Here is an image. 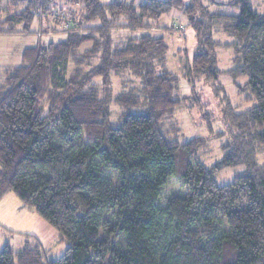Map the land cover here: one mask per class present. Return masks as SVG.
Instances as JSON below:
<instances>
[{"label":"trees","instance_id":"16d2710c","mask_svg":"<svg viewBox=\"0 0 264 264\" xmlns=\"http://www.w3.org/2000/svg\"><path fill=\"white\" fill-rule=\"evenodd\" d=\"M227 1L237 14L211 13L210 0H0L12 11L0 32H28L45 20L48 32H66L0 72V200L15 193L69 241L57 258L5 243L0 264H264V9ZM174 4L190 14L201 43L186 75L247 79L236 106L225 102L226 129L202 125L221 140L222 157L209 164L196 157L203 138L180 142L164 124L182 101L164 67L163 38L112 36L146 27ZM212 31L231 39L217 43ZM215 46L232 51L230 68H217ZM126 72L141 86L113 97V122L110 84ZM139 93L143 111L134 110ZM233 166L244 170L218 184L216 175ZM171 177L185 192L161 203Z\"/></svg>","mask_w":264,"mask_h":264},{"label":"rangeland","instance_id":"374dc122","mask_svg":"<svg viewBox=\"0 0 264 264\" xmlns=\"http://www.w3.org/2000/svg\"><path fill=\"white\" fill-rule=\"evenodd\" d=\"M111 1L114 0H100L102 3ZM123 1H132L137 6L147 0ZM249 1L254 10L261 11L264 9V0ZM190 3L188 0H182L184 6H189ZM4 5L0 7V13L2 14L0 23L12 13L9 4H7L8 7H6V4ZM56 8L54 12H58ZM207 8L211 13L226 15L238 13L236 7L219 5L211 0ZM54 12L50 15L53 16ZM45 21L42 26L34 22L28 32H23L22 27H16V30L12 32H0V72L21 65L23 62L22 53L25 49L65 39L66 32L64 30L53 31L54 33L52 31L48 32L51 29L48 28L49 22L46 23ZM146 22L147 26L142 28H121V30L113 33V40L137 37L143 34L163 38L167 48L164 56V67L175 75L177 79V96L182 101L180 109L170 120H164V124L170 129H173L172 127L177 128L180 142H186L194 137L203 138L204 144L196 151L198 160L205 164L219 160L222 157V152L218 147L221 140L218 141L215 135L210 136L202 125L206 121H211L213 131L226 129L225 119L223 118L225 102H230L231 106L234 107L243 98L245 91H240L238 86H242L247 81L246 77L234 79L223 73L218 75L216 79L209 80L204 76L186 75V72L192 66L193 58L198 53L201 43L196 29L190 22V14L188 15L183 6L180 7L174 4L169 10L162 13L157 20L149 19ZM59 26L57 25V27ZM37 31L43 33L39 43L36 36ZM211 35L217 43H223L231 39L229 35L219 31L215 33L212 31ZM214 52L219 70H225L232 66L233 53L230 49L215 46ZM72 68L73 64L70 63L68 72ZM118 80H121L120 85ZM140 86V79L129 72L124 73L122 78L112 79L109 108L113 114L111 117L113 122L117 120L119 111L117 105L113 102V97L116 94L130 91L131 88L139 89ZM218 87L221 89L218 90ZM139 94V104L134 108L135 111H143L146 107L144 95ZM101 95H104L103 89ZM248 106L250 105H246V107ZM236 109H239V107ZM262 152L258 156L260 162H263L264 159V153ZM243 170V166L224 169L216 175V181L218 184H225ZM184 192L185 188L181 185L180 180L171 177L162 189L160 202L164 203L167 199L182 195ZM7 197L16 199L21 207H13L12 201H10V204L6 207H13L11 212L8 209L0 208V249L5 243L9 244L14 250L28 244L29 246H39L42 253L48 258H57L62 255L69 245V241L60 242L57 229L41 218L34 209L23 206L15 193L8 192Z\"/></svg>","mask_w":264,"mask_h":264},{"label":"crops","instance_id":"0c3cea01","mask_svg":"<svg viewBox=\"0 0 264 264\" xmlns=\"http://www.w3.org/2000/svg\"><path fill=\"white\" fill-rule=\"evenodd\" d=\"M217 1H219V2H217ZM215 2L217 4H219V5H227V2L228 1L227 0H214V3ZM57 30H62V29L58 27ZM228 41H230V40H228ZM228 41H224V42H228ZM7 194H5L3 196V198L0 200V208H3L4 210H7L8 209L11 212L13 210V207H15V206L21 207L20 203L16 199H14L13 197H7ZM10 201H12L11 204L13 205V207L12 208L11 207L10 208H7L6 206L8 204H10Z\"/></svg>","mask_w":264,"mask_h":264}]
</instances>
